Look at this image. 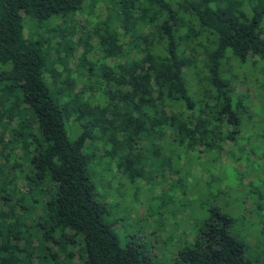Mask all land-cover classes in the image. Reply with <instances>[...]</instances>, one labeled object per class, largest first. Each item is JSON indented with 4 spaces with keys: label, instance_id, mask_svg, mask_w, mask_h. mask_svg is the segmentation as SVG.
Masks as SVG:
<instances>
[{
    "label": "trees",
    "instance_id": "trees-1",
    "mask_svg": "<svg viewBox=\"0 0 264 264\" xmlns=\"http://www.w3.org/2000/svg\"><path fill=\"white\" fill-rule=\"evenodd\" d=\"M263 15L264 0H0V264H264L212 201L175 242L159 223L193 214L192 184L229 187L236 86L264 88L234 66L264 60ZM102 161L149 188L132 204L166 234L95 193Z\"/></svg>",
    "mask_w": 264,
    "mask_h": 264
},
{
    "label": "rangeland",
    "instance_id": "rangeland-1",
    "mask_svg": "<svg viewBox=\"0 0 264 264\" xmlns=\"http://www.w3.org/2000/svg\"><path fill=\"white\" fill-rule=\"evenodd\" d=\"M82 21L83 18H81L80 23ZM260 26L264 30V15L261 17ZM69 63L71 62L69 61ZM234 69L238 71L243 70L248 76H251L250 81L256 77L258 81L264 82V60L257 58L253 61L252 59H248L245 61L244 66L238 63L234 66ZM246 74L245 78L249 80ZM235 92L238 93L237 96H240L244 102L242 110L239 111L244 121L240 125L242 148L238 151L240 152L241 158L234 164L235 172L230 171L231 178L228 182L229 187L225 188L220 186L218 181H212L208 186L201 185L202 183L200 182L192 184L193 191L190 199L194 208L193 214L188 215L187 213V216H183L187 212V208L184 212L181 209H176L177 216L175 218L168 216L167 218L161 219L159 223L163 222L165 225H170L171 223L172 226L170 227L173 230L177 229L171 236V240L175 242L178 240L179 235L182 236L184 234L182 230L184 227L183 224L177 223L183 220L188 223L185 227L191 229L192 224L202 214V210L199 209L200 204H207V200L212 201V203L218 205L232 217L236 218L233 230L241 238L243 237L247 243L245 256L250 259H263L264 237L262 236L261 229L264 220V88H258L255 92V88H252L249 84H238ZM256 99H259L258 102H256ZM105 160L108 161L106 158ZM106 161H102L100 168H97V173H95L96 169L94 166H91L95 169L94 173L92 171L95 193L104 194L103 197L105 200L109 204H114L112 212L117 209L116 206H123L127 210H131L129 221L136 222L135 224L140 226V231L137 232L140 236L146 237L152 228L155 232L157 230L156 234H159L158 237L166 234L163 229L156 228L157 224L152 222L150 219L151 216L149 219H146L147 221L145 220L147 213L145 214L142 205L132 204L134 202H142L143 198L146 199L149 188L140 181L135 183L125 182L114 171L112 166H108V162ZM243 175H245L247 181L248 178H251L249 185H245L247 181L242 182L240 177ZM209 191L214 197H212V194L210 197L207 195ZM248 191L250 192L249 196L247 195ZM174 198H176V195ZM182 200L185 202V199L182 198ZM114 229L117 233L122 234L124 227L117 226ZM172 229H170V232H172ZM162 251L167 250L166 248H162L158 253Z\"/></svg>",
    "mask_w": 264,
    "mask_h": 264
}]
</instances>
